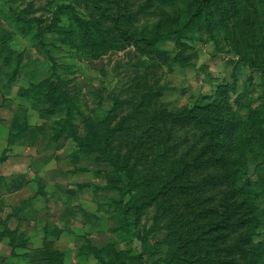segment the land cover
Segmentation results:
<instances>
[{
    "label": "rangeland",
    "instance_id": "1",
    "mask_svg": "<svg viewBox=\"0 0 264 264\" xmlns=\"http://www.w3.org/2000/svg\"><path fill=\"white\" fill-rule=\"evenodd\" d=\"M174 3L0 0V264H140L141 240L124 224L114 185L120 177L102 146L121 157L130 150L133 200L149 202L138 226L146 251H156L147 264H196L187 257L200 255L198 245L189 241L211 217L201 209L215 203L189 206L192 192L180 183L210 170L180 158L227 138L214 153L226 149L228 158L240 159L238 122L252 129V143L264 137L257 136L264 76L241 59L233 40L207 31V3H194L203 17L191 16L185 27L184 9ZM161 20L164 26L154 28ZM189 110L206 125L173 119ZM184 137L189 141L178 149L167 147ZM263 166L264 149L256 147L241 173L258 182L252 189L261 206ZM253 239L264 241V232Z\"/></svg>",
    "mask_w": 264,
    "mask_h": 264
},
{
    "label": "trees",
    "instance_id": "2",
    "mask_svg": "<svg viewBox=\"0 0 264 264\" xmlns=\"http://www.w3.org/2000/svg\"><path fill=\"white\" fill-rule=\"evenodd\" d=\"M100 1L97 2L94 0L96 7L101 6ZM169 1L175 2L173 6L176 7L178 12L184 9L187 18V22L185 21L183 25L184 27L189 23L191 16L199 14L203 17L204 8L195 9L194 3H207L205 13L213 19L211 22L213 28H209L207 31L212 30L218 36L223 33V36L228 40H233L241 59L251 64L252 68H256L264 76V0H243V2H240V0ZM106 9V6L102 8L103 11H100L102 15H108ZM126 14L130 16V20L133 22L134 13L128 12ZM222 18L225 20L224 28L220 26ZM173 19H177V17L174 16ZM31 21H34V19ZM162 23L163 21L161 20L153 27L158 28L163 25ZM121 30V34L127 38L129 36L132 38L136 37L134 32H129V35L125 30ZM237 32H241L239 37L247 43V51H242L239 37L236 39L237 36L235 34ZM250 45H253V47ZM248 46L252 52L248 51ZM178 58L180 57L177 56V60ZM157 116L163 117L164 115L161 113V115L157 114ZM236 117L238 116L236 115ZM173 119L177 122L180 121L182 123L181 125H189L195 121L198 123V126L205 124L204 116L198 115L196 110L184 111L182 115L180 113L175 114ZM262 120H258L257 136L264 135V123ZM212 125L218 128L217 123L213 122ZM118 128H115V130ZM236 132L243 136L244 145L239 154L242 156L240 158L241 160L228 158L226 149L220 153H214L212 147L215 144H219L220 146L222 141L227 138H223L220 143L215 140L207 142L205 146L199 148V151L190 155L189 160H186L184 157L180 158L189 168L191 167L196 170L206 168L210 170L206 177L204 176L197 180L191 176L188 179V184L180 183L181 188L186 189V191L187 189L191 190L190 192H192L188 198L189 206L193 204L192 206L196 208L197 205L208 201L215 203V205L206 207L200 211V213H204L205 215L209 214L211 217L206 223L202 222L198 224L199 227H194L195 232L193 231V234L197 235V239L191 240L189 243L192 246L195 244L198 245L197 249L200 255H198V259L195 257H187L188 259L190 258V261L193 260L191 261L192 263L264 264V241H255L253 239L256 233L264 232V206L260 205L261 193H255L252 189L254 184L256 185L258 182L244 181L241 177V173L247 166L249 159L252 158L256 147L260 150L264 149V137L252 143V140H255L256 136L252 137V129L249 127L243 128L241 122H238ZM168 139L166 141L171 144L170 138ZM188 141L187 137H184V140L183 138L178 139L175 145H168L167 147H174L176 150L181 144ZM100 150L103 152L104 159L111 163L120 177L119 183H114V185L120 193L119 207H121L124 216V224L135 236L140 238L143 251L138 254L137 260L140 264H147L145 257L154 255L156 251L155 249L146 251L145 237L138 229V226L144 208L149 202L145 199L140 202L133 200V191L136 189L137 181L134 172L135 165L131 163L130 150L124 157H121L117 152H113L109 146H102ZM258 180L262 181L264 178L259 177ZM245 183H248V185H245ZM204 186L210 189L207 192L202 191ZM247 187L249 189H246ZM218 189H223L221 191V197L212 193V190ZM177 192L175 193L176 195ZM128 195L130 199L125 203V198ZM192 214L196 216V220L200 218L199 212L192 211ZM204 224H206L205 229L203 227ZM201 228H203V231H200L202 233L198 232ZM208 232L211 235L207 237V241H204L203 234L206 235ZM204 242H211L213 244L206 247L207 244Z\"/></svg>",
    "mask_w": 264,
    "mask_h": 264
}]
</instances>
